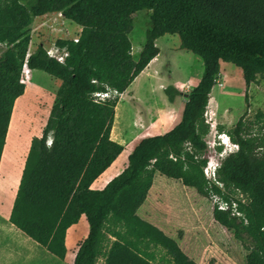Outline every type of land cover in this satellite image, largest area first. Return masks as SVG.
Wrapping results in <instances>:
<instances>
[{
    "label": "trees",
    "instance_id": "1",
    "mask_svg": "<svg viewBox=\"0 0 264 264\" xmlns=\"http://www.w3.org/2000/svg\"><path fill=\"white\" fill-rule=\"evenodd\" d=\"M143 9L150 11L151 25L135 59L129 34ZM57 12L81 28L77 41L56 40L68 52L64 62L49 57L41 44L26 57L33 19ZM165 34L177 35L182 49L201 58L200 79L186 93L179 122L143 136L126 166L103 188H92L124 149L111 138L118 95L159 54L155 41ZM0 46V160L15 100L25 90L23 66L61 82L41 136L31 139L12 225L64 259L67 229L84 215L88 232L72 264H95L106 230L114 239L105 264H160L152 260V248L164 249L170 264H197L137 214L158 173L205 198L226 201L228 209L214 204V220L246 251V264H264V111L248 118L244 93L245 110L226 130L237 149L216 167L222 186L205 176L203 140L211 130L205 113L221 62L240 68L246 89L264 75V0H0ZM103 92L110 97L95 101L94 93ZM164 93L173 103L179 91L167 86ZM227 191L248 199L249 204L236 201L241 215L233 212Z\"/></svg>",
    "mask_w": 264,
    "mask_h": 264
},
{
    "label": "rangeland",
    "instance_id": "2",
    "mask_svg": "<svg viewBox=\"0 0 264 264\" xmlns=\"http://www.w3.org/2000/svg\"><path fill=\"white\" fill-rule=\"evenodd\" d=\"M149 14V10L143 9L134 17V26L129 38L135 59L144 44L146 30L151 25ZM29 29V51L37 44L49 47L56 44L58 39H72L80 33V26L65 19L58 12L34 18ZM155 43L159 54L136 76L129 87L118 95V117L114 118L111 138L127 150L122 161L143 136L167 132L179 122L186 93L197 84L202 73L201 58L182 49L177 35L165 34ZM230 65L228 69L222 65L207 106L206 118L210 127L214 125L216 134L215 149L209 148V151L205 152V157L209 155L214 158L212 164L207 163L208 169L218 165L224 156L235 150L226 130L236 123L245 110L244 93L248 94V118L253 117L258 109L264 111V78H260L256 85L246 89L240 70L233 64ZM21 77L25 90L18 97L19 105L21 104L18 120L19 129L25 134L28 145L34 136H41L61 82L37 69L24 68ZM167 86H174L179 91L173 103L167 100L164 93ZM219 125L224 127V130L219 131ZM212 138L211 134L210 139ZM218 146L221 150L217 149ZM126 164L120 163L121 170ZM99 185L100 182H96L93 187L99 188ZM17 188L18 186L10 190L4 187L0 193V264H72L77 245L87 233L71 244L73 228H68L65 257H55L11 224V203ZM227 193L235 204L236 201L249 204L248 199L240 193ZM8 195L10 199L3 203ZM213 206L212 197L205 198L195 189L184 186L181 181L156 173L137 214L175 240L182 251L197 264H246L242 246L214 220ZM81 219L86 221L85 216ZM113 239L106 230V238L95 264H105V254ZM149 251L154 254V262L170 264V258L164 249L152 248Z\"/></svg>",
    "mask_w": 264,
    "mask_h": 264
},
{
    "label": "bare ground",
    "instance_id": "3",
    "mask_svg": "<svg viewBox=\"0 0 264 264\" xmlns=\"http://www.w3.org/2000/svg\"><path fill=\"white\" fill-rule=\"evenodd\" d=\"M28 89V87H27ZM27 91H25L26 93ZM212 96V95H211ZM19 98L16 99V103L13 106V111L11 114V119L8 126L7 136L5 140V145L3 148V152L1 155L0 160V193L3 191V188L12 190L14 187H17L19 185L21 172L23 170L25 157L27 154L28 149L26 148L27 145V138L25 137V134L22 133V129H19V120H18V114H19ZM118 105L116 107V117H118ZM27 147H29L27 145ZM127 150H123L120 155L118 156V159H121V161L116 162L117 159L112 163L107 169L106 172H104L103 175H106L107 179H112L114 176L117 175V173L121 170V167H119L120 163H122V157L124 156L125 152ZM129 154V152H128ZM25 155V156H23ZM23 158V159H22ZM23 160V164L20 170L19 174V167L21 165L20 161ZM212 164V163H209ZM117 166V167H116ZM9 196V195H8ZM10 199V196L3 201H8ZM1 201V198H0Z\"/></svg>",
    "mask_w": 264,
    "mask_h": 264
},
{
    "label": "built area",
    "instance_id": "4",
    "mask_svg": "<svg viewBox=\"0 0 264 264\" xmlns=\"http://www.w3.org/2000/svg\"><path fill=\"white\" fill-rule=\"evenodd\" d=\"M72 39L77 41V37L72 38ZM44 49L46 51V54L49 57H52V58H54L55 60H57V61H59L61 63L64 62L65 57L68 55V52H67L65 47H59L56 44H52L51 46L45 47ZM29 54H30V51H29V48H27L26 57H28ZM24 68L25 69L27 68L26 65H24ZM20 82H23V79H22L21 76H20ZM94 97H95V101L104 100L105 98L110 97V93H108V92L94 93ZM205 116L207 117V111L205 113ZM213 128H214V125L211 126V129H212L211 132L208 133L203 139L205 144H206V151L207 150L209 151V148H214L215 149V139L214 138L216 137V134H215V130ZM211 134L213 136L212 139H210L211 138ZM233 145H234L235 150H236L237 149V145H235V144H233ZM186 146H188V143L186 144ZM172 158L175 159L174 157H172ZM206 158H208L207 163H211V161L214 160L213 156L211 157L209 155H206ZM218 165H219V163H218ZM218 165H216V166H218ZM216 166L215 167H211V169H208V168L205 167L204 173H205L206 178L209 181L215 182L219 186H222V184L216 180ZM211 197L213 199L214 204L217 203L219 208H221V209H228L229 208V204L226 201L222 200L219 196L212 195ZM235 206L236 205L234 203L233 204V207H234L233 208V212L235 214H237V215H241V213L236 210Z\"/></svg>",
    "mask_w": 264,
    "mask_h": 264
},
{
    "label": "crops",
    "instance_id": "5",
    "mask_svg": "<svg viewBox=\"0 0 264 264\" xmlns=\"http://www.w3.org/2000/svg\"><path fill=\"white\" fill-rule=\"evenodd\" d=\"M40 17V16H39ZM39 17H35V18H39ZM81 29V28H80ZM231 63H227V62H221V68H222V65H225V68H229L231 65H230ZM234 66V65H233ZM236 67V66H235ZM236 68H238V67H236ZM239 70H240V68H238ZM240 73H241V70H240ZM242 76V75H241ZM260 78H264V75L263 76H261ZM259 78V79H260ZM258 79V80H259ZM244 82V81H243ZM257 84V82L256 83H251L249 86H248V89L249 88H251L252 87V85H256ZM214 87V86H213ZM246 88V87H245ZM213 89V88H212ZM117 107V106H116ZM116 117V116H115ZM180 120V119H179ZM28 146H30V143H28ZM27 149H29V147H26ZM124 150V149H123ZM131 151V150H130ZM130 151H129V153H130ZM28 152V151H27ZM27 155V154H26ZM120 155V154H119ZM118 155V156H119ZM118 156H117V161H115V163L116 162H118L119 160L121 161V159H118ZM127 158H128V153H127V155L125 156V158H124V161H122V163H127ZM114 161L112 162V163H114ZM119 161V162H120ZM25 162V161H24ZM24 167V166H23ZM117 167V166H116ZM104 172H106V170L104 171ZM104 172H102L100 175H99V177L92 183V185H91V187L92 188H94L93 187V185L96 183V182H100V185H99V188H103L104 186H105V184L110 180V179H107V177H106V175H103L104 174ZM120 172V171H119ZM118 172V173H119ZM22 173V172H21ZM117 173V174H118ZM15 198V197H14ZM13 201H14V199L12 200V203H11V208H12V205H13ZM82 216H84V215H82ZM82 216L80 217V219H79V221L77 222V223H75V224H73L72 226H70V227H72L73 228V235H72V240H71V244H73L74 242H75V240L76 239H78V238H80L81 237V235L82 234H84V233H87L88 232V223H87V221H82ZM69 227V228H70ZM86 235L87 234H85V237H86ZM84 237V238H85ZM233 244H235V243H233ZM77 250V249H76ZM76 250H75V252H76ZM243 250V249H242ZM243 252H244V254H246V252L243 250ZM75 255V254H74ZM74 259V258H73ZM73 262V261H72Z\"/></svg>",
    "mask_w": 264,
    "mask_h": 264
},
{
    "label": "clouds",
    "instance_id": "6",
    "mask_svg": "<svg viewBox=\"0 0 264 264\" xmlns=\"http://www.w3.org/2000/svg\"><path fill=\"white\" fill-rule=\"evenodd\" d=\"M23 68H24V66H23ZM217 167V166H216Z\"/></svg>",
    "mask_w": 264,
    "mask_h": 264
}]
</instances>
